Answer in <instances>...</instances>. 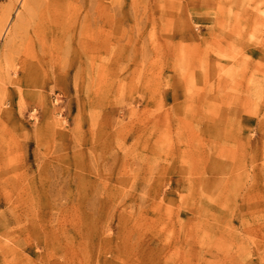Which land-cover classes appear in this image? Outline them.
I'll return each mask as SVG.
<instances>
[{"label":"rangeland","instance_id":"obj_1","mask_svg":"<svg viewBox=\"0 0 264 264\" xmlns=\"http://www.w3.org/2000/svg\"><path fill=\"white\" fill-rule=\"evenodd\" d=\"M24 1L0 0V264H264V0Z\"/></svg>","mask_w":264,"mask_h":264},{"label":"bare ground","instance_id":"obj_2","mask_svg":"<svg viewBox=\"0 0 264 264\" xmlns=\"http://www.w3.org/2000/svg\"><path fill=\"white\" fill-rule=\"evenodd\" d=\"M36 1V0H35ZM79 0H68L66 2L62 1V0H51L48 3L52 4V5H61V6H65V5H72L73 3L78 2ZM29 0H25L24 1V6L27 7ZM33 2V1H31ZM101 7H102V0H95V10H96V14H98V16L100 15L101 12ZM86 21H88V18L86 17ZM20 25L19 24H15L14 26H11L6 33V44L4 46V49L8 48L10 45H14L16 42V39L18 38V35L20 34ZM102 51V38H101V33L99 28H95V29H90V27L88 26V24L85 22L83 28H82V42H81V56L85 57H89V54L92 55V58H94V60L98 61L99 56L101 54ZM8 56L5 53H2L1 57H0V82L2 81V75L5 71V64H6V58ZM81 57V59H82ZM34 65V67L36 68V71L39 73H45V71L52 67L53 62L52 59L50 58L49 55H47L44 51H43V55L41 57H37L36 60L32 63ZM21 72L23 74L24 79H20L18 76V72L15 73V75L17 76V80L16 82L19 84H24L28 85L31 82V78L34 74V68L29 67L27 70V67L25 64L21 65ZM35 74H38L35 72ZM30 76V77H29ZM20 149V145L18 144V142L16 143H12V145H9L8 143H5L4 145L0 144V164L3 165H7L8 162L11 161V154H15L16 152L18 153ZM3 171H0V183L3 185H5V182H7V179L5 177L4 174H2ZM3 189V188H2ZM2 196V194L0 193V197ZM1 201V198H0ZM32 202L34 203V200H32ZM33 207V205L31 206Z\"/></svg>","mask_w":264,"mask_h":264}]
</instances>
